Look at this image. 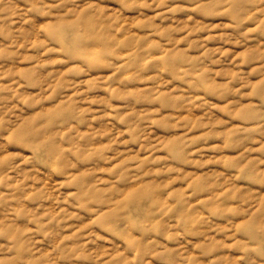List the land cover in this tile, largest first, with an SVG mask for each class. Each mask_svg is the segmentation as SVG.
<instances>
[{
	"label": "rangeland",
	"instance_id": "rangeland-1",
	"mask_svg": "<svg viewBox=\"0 0 264 264\" xmlns=\"http://www.w3.org/2000/svg\"><path fill=\"white\" fill-rule=\"evenodd\" d=\"M0 264H264V0H0Z\"/></svg>",
	"mask_w": 264,
	"mask_h": 264
},
{
	"label": "clouds",
	"instance_id": "clouds-1",
	"mask_svg": "<svg viewBox=\"0 0 264 264\" xmlns=\"http://www.w3.org/2000/svg\"><path fill=\"white\" fill-rule=\"evenodd\" d=\"M74 56H75V52L74 51H72V52L69 53V58L70 59H72Z\"/></svg>",
	"mask_w": 264,
	"mask_h": 264
},
{
	"label": "bare ground",
	"instance_id": "bare-ground-1",
	"mask_svg": "<svg viewBox=\"0 0 264 264\" xmlns=\"http://www.w3.org/2000/svg\"><path fill=\"white\" fill-rule=\"evenodd\" d=\"M250 11H251V10H250ZM250 11H249V12H250Z\"/></svg>",
	"mask_w": 264,
	"mask_h": 264
}]
</instances>
